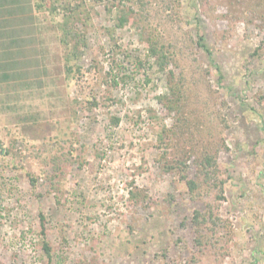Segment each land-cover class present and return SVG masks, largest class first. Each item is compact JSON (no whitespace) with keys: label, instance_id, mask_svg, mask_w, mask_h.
Masks as SVG:
<instances>
[{"label":"rangeland","instance_id":"374dc122","mask_svg":"<svg viewBox=\"0 0 264 264\" xmlns=\"http://www.w3.org/2000/svg\"><path fill=\"white\" fill-rule=\"evenodd\" d=\"M48 5V79L0 97V264H264V0Z\"/></svg>","mask_w":264,"mask_h":264},{"label":"crops","instance_id":"0c3cea01","mask_svg":"<svg viewBox=\"0 0 264 264\" xmlns=\"http://www.w3.org/2000/svg\"><path fill=\"white\" fill-rule=\"evenodd\" d=\"M40 17L34 0H0L1 100L21 99L48 79L50 40Z\"/></svg>","mask_w":264,"mask_h":264},{"label":"trees","instance_id":"16d2710c","mask_svg":"<svg viewBox=\"0 0 264 264\" xmlns=\"http://www.w3.org/2000/svg\"><path fill=\"white\" fill-rule=\"evenodd\" d=\"M53 1H56V0H34L35 9H36V11L39 12V15L41 16L40 19L43 20V29H44V32L46 31L49 34V40L50 41H51V36H50L51 27L54 29V26L50 25L49 18H50V14L52 12L56 11V8L52 7V9H49L50 6L48 5V3H52ZM70 13H71V15H73L72 18L78 17V16L75 15V13L72 10L70 11ZM67 18L68 17L64 18L65 22L67 21ZM120 21L121 22L124 21V17L123 16L120 17ZM59 26H61V28H63V29H62V31L59 32V34L56 32V34H55L56 40H58V42L61 41V42L65 43V45H67V44L70 43V40L74 37V34L76 32L71 27H69L67 29H64V26L62 24H59ZM72 30L74 31V33L70 34L72 32ZM149 50H150V54L155 58L156 62H158L159 64H163V60L165 59V56H164L163 52L162 51L158 52L157 49L154 47V45H151ZM71 54H72V52H71ZM73 55H75V54L73 53ZM67 57L70 58L69 53H67ZM211 166L214 167L215 166V162L210 157H207L205 159V166L204 167L205 168H209ZM206 171H208V173H211L210 169H206ZM190 183H193V182L190 181ZM197 216H198V213H196L195 216H194L195 217L194 218L195 221H197ZM42 231H43V228H42ZM44 249H45L44 250L45 253L47 255H49V247L46 244V242H44Z\"/></svg>","mask_w":264,"mask_h":264}]
</instances>
